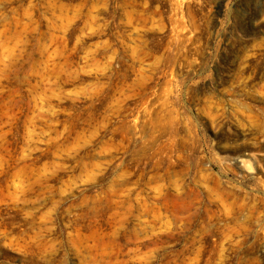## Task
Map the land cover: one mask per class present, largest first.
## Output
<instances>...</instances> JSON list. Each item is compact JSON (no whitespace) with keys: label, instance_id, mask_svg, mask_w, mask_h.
Returning <instances> with one entry per match:
<instances>
[{"label":"rangeland","instance_id":"rangeland-1","mask_svg":"<svg viewBox=\"0 0 264 264\" xmlns=\"http://www.w3.org/2000/svg\"><path fill=\"white\" fill-rule=\"evenodd\" d=\"M0 264H264V0H0Z\"/></svg>","mask_w":264,"mask_h":264}]
</instances>
